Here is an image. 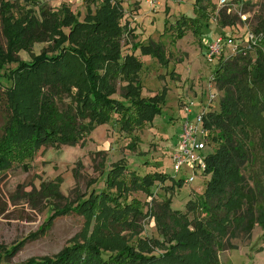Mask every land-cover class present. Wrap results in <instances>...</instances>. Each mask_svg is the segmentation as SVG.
I'll list each match as a JSON object with an SVG mask.
<instances>
[{"label": "trees", "instance_id": "16d2710c", "mask_svg": "<svg viewBox=\"0 0 264 264\" xmlns=\"http://www.w3.org/2000/svg\"><path fill=\"white\" fill-rule=\"evenodd\" d=\"M22 1L37 7L38 14L24 9L15 16L18 14L9 0H0L4 39L0 68L17 64L9 72L12 85L0 93L7 111L0 136V172L15 164L26 170L25 161L42 147L82 146L94 128L109 123L113 115L120 130L129 133L142 131L162 112L165 93L142 96L139 75L143 66L133 53L138 50L162 67L169 61L159 43L133 44L131 54L122 56L124 37L135 39L133 30L120 24L122 0H103L94 13L87 8L82 22L68 4L53 12L40 0ZM193 12V18L180 16L171 25L177 39L191 32L200 40L208 21L215 17L211 0H194ZM232 13L227 14L226 8L217 11L221 29L242 23ZM66 27L68 33L63 31ZM252 30L261 36L254 59L250 54L220 59L211 72L223 95L218 110L212 106L205 119L212 152L205 161L204 175L209 179L200 199L189 201L186 213L172 210L170 200L144 213V203L128 200L131 192L151 198L152 186L168 177L126 173L124 161L119 160L106 174L107 192H92L88 198L78 199L74 211L85 220L80 241L74 239L72 246L53 258L43 257L40 262L29 259L24 264H219L218 251L231 234V226L245 224L241 228L251 231L256 223L264 240V209L257 208L255 219L247 222L244 214L238 215L245 203L247 215L254 214L255 198L245 190L242 171L256 189H264V15ZM43 41L51 42L52 48L33 56L29 63L19 62V51H28L35 42ZM118 90L123 101L113 98ZM65 100L69 104L65 105ZM137 141L134 137L131 145ZM74 175L78 178V171ZM170 179L177 187L183 184V180ZM198 210L205 215L189 220L188 214ZM147 216L153 218L162 242L141 237V220Z\"/></svg>", "mask_w": 264, "mask_h": 264}, {"label": "rangeland", "instance_id": "374dc122", "mask_svg": "<svg viewBox=\"0 0 264 264\" xmlns=\"http://www.w3.org/2000/svg\"><path fill=\"white\" fill-rule=\"evenodd\" d=\"M67 1L40 0V4L53 12H59L62 4H68L72 14L82 22L87 8L94 13L101 7L103 0H83L80 5L69 4ZM218 1L211 0L215 12L219 9ZM244 1L248 5L242 10H232V14L246 11L244 14L247 18L245 23L233 25L235 34L242 33L246 26L254 29L259 16L264 15V0ZM9 2L14 6L13 12L18 14L15 16H19V12L24 9L38 14L37 7L22 0ZM193 3L194 0H155V4L149 0H122L123 18L120 24H127V28L133 30L135 36V39L126 36L122 40V56L131 54L130 47L133 44L144 46L159 43L169 61L166 67H162L155 59L141 56L138 50L133 53L143 66L139 75L142 96L165 93L162 112L142 131L133 130L129 133L120 130L116 116L113 115L109 123L97 125L85 138L82 146L42 147L31 160L25 161L26 170L22 164H15L10 169L1 171L0 264H24L29 259L40 262L41 258H53L64 248L72 246L74 239L79 242L78 237L84 231L85 220L74 211L78 199H86L92 192H107L106 174L119 160L124 161L126 173L139 176L162 173L168 177L164 183L157 182L152 186L151 198L138 191L131 192L128 200L134 198L144 203V213L151 207L155 210L156 205L166 200H170L172 210L186 213V204L200 199L209 177L197 175L194 183H183L181 187H177L170 177L176 176L173 180L178 181L190 173L182 171L175 175V168L169 159V152L177 141L180 130L181 103L187 99L200 98L201 95L204 97L208 91L214 92L215 89L218 97L213 106L218 110L219 99L223 95L215 82L209 80L217 63L209 66L203 57L205 41L214 39L220 31L214 17L208 21L200 40L191 32L177 39L170 30L180 16L194 17ZM63 31L68 33V27L63 28ZM224 32L230 33L227 27ZM0 43L4 45L1 32ZM50 48L52 43L49 41L35 42L30 50L19 51L16 56L19 62L29 63L33 56ZM249 56L254 59L255 54ZM16 66L17 64H6L0 68V93L12 85L9 72ZM119 93L118 90L113 98L123 101ZM64 102L65 105L69 104L68 100ZM5 105V100H0V136L7 120ZM134 137L138 141L131 145ZM208 152L211 154L209 149ZM76 171L78 178L74 175ZM242 175L247 185L246 192H250L255 198L253 215H247V203L238 213L244 214L247 222L249 218L255 219L259 212L257 208L264 209V189H256V184L247 178L244 171ZM260 185L262 189L263 183ZM204 215V212L198 210L195 214H188V218L192 220ZM141 224L142 238L163 241L153 218L147 216L141 220ZM243 226L230 227L231 234L223 240L218 251L219 264H264L261 227L255 223L251 231H244L241 228ZM126 234L122 233L124 236ZM156 254H160V251L157 250Z\"/></svg>", "mask_w": 264, "mask_h": 264}, {"label": "built area", "instance_id": "2783aa9c", "mask_svg": "<svg viewBox=\"0 0 264 264\" xmlns=\"http://www.w3.org/2000/svg\"><path fill=\"white\" fill-rule=\"evenodd\" d=\"M67 2L80 5L83 0H68ZM149 2L155 4V0H149ZM243 2L245 1L219 0L217 6L219 9L226 8L227 14H231L234 8L242 10L245 4ZM217 11L214 17L216 22ZM236 15L242 20V23L247 21L246 15L241 11ZM227 29L230 33L224 32L225 28H220L221 34L204 43L203 57L209 66L217 63L220 59L232 60L239 55L252 54L259 47L261 36L248 26L240 34H235L234 27H227ZM211 75L209 80L213 83L214 77L213 74ZM217 97V90L214 89V92L208 91L204 97L201 95L200 98L187 99L180 105V130L177 141L169 152V159L175 168V175L182 171L190 173L182 179L185 184L194 183L198 176H205V161L210 155L208 149L212 152L205 119L207 113L212 110L213 102ZM175 178L176 176H173V179Z\"/></svg>", "mask_w": 264, "mask_h": 264}]
</instances>
